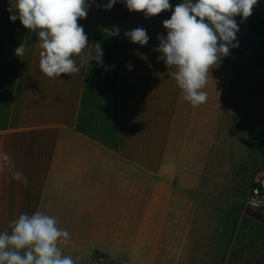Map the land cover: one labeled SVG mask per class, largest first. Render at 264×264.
<instances>
[{"label": "crops", "instance_id": "obj_1", "mask_svg": "<svg viewBox=\"0 0 264 264\" xmlns=\"http://www.w3.org/2000/svg\"><path fill=\"white\" fill-rule=\"evenodd\" d=\"M11 2L0 0V153L28 185L0 171V232L39 210L74 245L96 239L105 254L136 250L138 239L165 228L172 206L184 215L193 159L220 149L243 160L264 143V0L246 20L235 17L239 46L210 69L207 101L196 107L168 74L175 68L157 61L168 16L145 19L120 0L105 11L108 0H94L78 24L88 37L84 51L100 43L104 66L92 61L79 73L48 77L37 35L9 19ZM169 3L174 9L182 0ZM138 27L150 37L145 46L124 36Z\"/></svg>", "mask_w": 264, "mask_h": 264}, {"label": "clouds", "instance_id": "obj_2", "mask_svg": "<svg viewBox=\"0 0 264 264\" xmlns=\"http://www.w3.org/2000/svg\"><path fill=\"white\" fill-rule=\"evenodd\" d=\"M94 0H15L7 9L12 13L10 21L17 19L24 28L38 37L39 68L48 77L61 74H76L92 61L104 66L103 50L100 43L88 48V37L78 19L87 17ZM130 12H143L145 19L157 16L162 11L172 10L170 19L163 21L167 35H157L158 46L154 51L161 55L167 69L175 68L168 74L175 79L177 87L184 93V100L193 107L207 101L203 91L210 69L216 66L230 49L238 47L239 25L235 17L246 20L252 15L258 0H182L174 9L169 0H120ZM117 3L108 0L105 11ZM18 13V15H16ZM113 35H119V28L113 27ZM131 43L141 46L148 44L150 37L146 29L136 28L124 32ZM26 45L15 49V55H25ZM79 58L80 67L77 66ZM128 70L131 65L126 64ZM107 70V69H106ZM0 171L11 173L12 179L25 187L28 179L16 170L15 162L7 153H0ZM247 200L252 209L264 208L260 189H253ZM57 220L37 210L29 215L21 213L10 221V231L0 232V264H75L69 255H63L59 243H67L69 232L57 226Z\"/></svg>", "mask_w": 264, "mask_h": 264}, {"label": "rangeland", "instance_id": "obj_3", "mask_svg": "<svg viewBox=\"0 0 264 264\" xmlns=\"http://www.w3.org/2000/svg\"><path fill=\"white\" fill-rule=\"evenodd\" d=\"M192 164L184 215L172 206L159 235L116 256L96 249V239L87 248L61 240L62 254L75 264H264V209L245 208L249 189L264 176V143L243 160L219 149Z\"/></svg>", "mask_w": 264, "mask_h": 264}, {"label": "built area", "instance_id": "obj_4", "mask_svg": "<svg viewBox=\"0 0 264 264\" xmlns=\"http://www.w3.org/2000/svg\"><path fill=\"white\" fill-rule=\"evenodd\" d=\"M253 189H260V192H261V198H264V176L261 177L260 179H258L252 186L251 188L249 189V192H248V195H247V198L245 200V208L246 209H249V210H252V211H260L264 208H261V209H252L250 208L248 205H247V200L250 196L253 195Z\"/></svg>", "mask_w": 264, "mask_h": 264}, {"label": "trees", "instance_id": "obj_5", "mask_svg": "<svg viewBox=\"0 0 264 264\" xmlns=\"http://www.w3.org/2000/svg\"><path fill=\"white\" fill-rule=\"evenodd\" d=\"M158 15H165V16H168L169 19H170V17H171L172 14H169V13H167V12H165V11H162V12H161L160 14H158ZM230 52H235V49H234V48L230 49Z\"/></svg>", "mask_w": 264, "mask_h": 264}]
</instances>
